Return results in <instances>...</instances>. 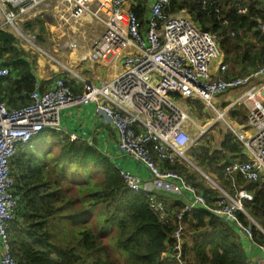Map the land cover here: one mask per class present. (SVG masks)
Listing matches in <instances>:
<instances>
[{
  "label": "built area",
  "instance_id": "obj_1",
  "mask_svg": "<svg viewBox=\"0 0 264 264\" xmlns=\"http://www.w3.org/2000/svg\"><path fill=\"white\" fill-rule=\"evenodd\" d=\"M171 2L153 0L142 20L133 9L135 3L128 0H0V31L15 35L25 51L41 53L66 68L39 46L36 37L24 32V25L36 17L35 12L47 6L58 21L55 52H76V34L81 29L77 24L90 20L101 26L102 32L92 42L85 60L93 64L117 62L121 66L120 74L99 84L80 78L82 93L75 92L71 80L59 77L45 93L37 84L29 105L9 108L0 98V264H20L11 253L8 233L20 205L14 192L12 160L21 146L30 147L32 139L44 131L62 133L65 111L91 105L115 129L121 155L132 158L149 174L145 179L122 170L126 185L145 194L162 220L171 217L162 195L185 200L170 255L177 264H189L183 250V219L199 209L212 212L242 232L253 245L255 226L264 242V228L251 218L244 205L245 201L253 202L254 197L237 187L239 177L250 183L264 182V64L249 70L246 77L227 78L229 67L220 49V33L203 31L186 12L169 15ZM238 2V14L245 15L247 8ZM203 8L208 10V0L203 1ZM221 11L222 7L217 6L215 12ZM258 25L264 33V20L258 19ZM9 75V69H0V80ZM235 90L241 91L237 98L223 99ZM186 102L202 103L243 148L245 160L236 158L224 168V180L231 188L197 169L203 182L219 193L215 206H210L204 193H199L185 176L170 168L190 162L188 152L214 124H208L198 140L192 138L190 127L195 121L180 104ZM235 106L246 108L245 125L229 119L228 112ZM70 139L76 141L77 136L72 134ZM257 246L263 254L258 264H264V244Z\"/></svg>",
  "mask_w": 264,
  "mask_h": 264
},
{
  "label": "trees",
  "instance_id": "obj_2",
  "mask_svg": "<svg viewBox=\"0 0 264 264\" xmlns=\"http://www.w3.org/2000/svg\"><path fill=\"white\" fill-rule=\"evenodd\" d=\"M128 1L135 3L133 9L143 20L153 0ZM203 1L172 0L167 13L187 12L203 31L220 33V49L229 67L227 78L246 77L249 70L262 66L264 33L258 19L264 20L263 1L208 0L207 11ZM237 2L247 8L245 15L238 14ZM217 6L222 7L220 14L215 12ZM55 25L52 16L43 15L27 22L24 32L46 48L56 40ZM36 66L37 57L25 51L15 35L0 31V69L10 71L0 80V98L9 108L31 103L29 96L39 81ZM189 104L202 117L203 104ZM247 114L245 109H235L231 118L245 125ZM198 153L196 161L221 181L229 162L245 160L243 148L231 134L219 149ZM11 168L20 205L8 233L11 253L20 264H177L166 252L175 245L174 232L185 200L169 196L171 217L162 220L145 194L126 185L110 156L84 140L72 141L63 133L44 131L32 139L30 147H20ZM170 168L186 176L204 193L208 204L215 206L216 191L199 183L182 165ZM224 184L231 188L230 183ZM237 187L253 195L254 201H245V208L264 228V182L250 183L239 177ZM183 223V250L189 264H252L240 246V234L212 212L199 209L185 216ZM252 229L256 242L262 244L260 232L255 226Z\"/></svg>",
  "mask_w": 264,
  "mask_h": 264
},
{
  "label": "crops",
  "instance_id": "obj_3",
  "mask_svg": "<svg viewBox=\"0 0 264 264\" xmlns=\"http://www.w3.org/2000/svg\"><path fill=\"white\" fill-rule=\"evenodd\" d=\"M95 26L97 27L98 25L94 24L93 27ZM53 28L52 34L56 37V40L53 43H50L49 46H51L52 48L58 41L57 36L59 35L56 29L53 31ZM68 34L72 35L71 32H68ZM93 35L94 34L89 28H81L76 34V36L78 37L79 49L76 52L71 53V55L68 57L65 56L66 53L63 54V52H61V54H59L61 55L60 58L64 57L66 59L65 61L59 60L54 57L58 62L65 65L66 68H59V66H56L57 64H54V62H52L51 60L48 63L47 61H43L40 57L37 58L35 73L39 78L38 84L42 86L43 90H49L50 88H52L54 85V80L56 78L65 77L67 80H71L75 91H79L78 93H82L83 84L80 81V78L88 82L99 84L102 81L111 80L118 74H120V63L109 62L103 64H93L88 60H85L90 51L92 42L97 38L96 36L91 37ZM43 49L46 50V48ZM53 52H55L54 49ZM55 54L58 53L55 52ZM35 56L37 57V55ZM47 67H50L51 71H47ZM74 68L79 69V72L81 73L85 72L87 76L84 77L81 73L80 75L74 70ZM66 72H68L71 76H69ZM72 77L76 80L72 79ZM236 92H239V94L241 93V91L239 90L231 91L229 94H226L223 99L233 100L234 98H237L239 95L237 96ZM62 133L67 135L68 137H70V135L72 134H75L77 136L76 141L84 140L89 145L95 147L98 151H101L105 155L110 156L115 165L121 171L123 170L130 173H136L145 179L149 178V174L143 167L138 165L132 158L121 155L118 149V136L115 129L109 124L106 118L96 113L95 107L93 105L84 108L69 109L65 111L63 115ZM168 197L169 195H164V198L167 200ZM242 237L245 239L244 236ZM255 248L252 247V253L247 252L252 264H258L263 256V254H261L262 252L260 251L259 253L257 252V254Z\"/></svg>",
  "mask_w": 264,
  "mask_h": 264
},
{
  "label": "rangeland",
  "instance_id": "obj_4",
  "mask_svg": "<svg viewBox=\"0 0 264 264\" xmlns=\"http://www.w3.org/2000/svg\"><path fill=\"white\" fill-rule=\"evenodd\" d=\"M48 8L49 7L45 6V7L41 8V9H39L37 12H35L36 13V17H33L32 19L34 20L37 17L43 16V15L52 16V18L55 20V24H56L55 27L53 28V31H54L55 29L56 30L58 29V25H57L58 21L56 20V18L53 17V15H52L53 11L51 9H48ZM94 24H95V22H92L90 20H84V21H82L81 24H77V25L79 27L83 28V29L85 27L89 28L91 30V32L94 34L91 37H95V36L97 37V36H99L101 34V32H102L101 28L102 27L99 26L98 24H97L98 25L97 27L96 26L93 27ZM67 26H69V25H67ZM46 50L48 51V53L51 56H53V57H55V58H57L59 60H64V61L66 60L64 57L60 58L61 55L55 54V52H53V48L51 46L46 47ZM32 51H35V50H32ZM65 53L68 54V55H66V57L71 55L70 51H67V52L63 51V54H65ZM34 55H37V58L40 57V58H42L43 61H47L48 63L51 60L49 57H46V56L43 57L41 53L40 54L35 53ZM56 66H59V65H56ZM59 68H60V66H59ZM46 70L47 71H49V70L51 71V68L47 67ZM74 70L77 73H79V74L81 73V72H79V69H77V68H74ZM250 71H253V69L250 70ZM61 72H62V70H61ZM66 73L69 76H71L68 72H66ZM81 74L84 77L87 76L85 74V72H83ZM72 79L76 80L73 77H72ZM236 93H237V96H238L239 92H236ZM180 104L183 106L184 109L189 111L191 118L193 119V121H195V125L193 124L190 127V135H191L192 138L194 137L196 140H198L200 138L201 131L205 130L208 124L214 123L212 128H211V130L208 133H206V135L202 139H200L198 142L196 141V144L194 145L193 149L190 152H188L187 157L189 158L190 162H184V164H182V166L184 168H186L189 171L190 174H192V175H194L196 177V179L198 180L199 183H201L205 187L209 188V186L206 183L203 182V180H202V178H201V176H200V174H199L197 169H200V170H203V171H205V170L201 167V165L199 164V161L198 162L196 161L195 157H196V155H199L198 152L201 153L202 151H206V150L214 151L215 149H219L220 148V144L223 141V139H225V137L227 135H229V131L225 128V126L223 125V123L221 121H218L216 119L215 114L212 113V112H208L205 109V107H204V110H203V115L200 113L201 116H202V117H200V115L198 114L196 108H194V107L192 108L190 106V104H188V102L180 103ZM224 107L225 106H223L220 110H222ZM235 109H245L246 110V108L244 106H242V107L235 106L234 109L232 108L228 112V117H229V119L232 122H233V119L231 118V113H232V110H235ZM205 172H207V171H205ZM207 173L211 174L210 172H207ZM218 180H219V182L222 185H225L223 181H221L220 179H218ZM239 242H240V246L242 247V249L244 250L245 253H247V252L252 253L251 244H250V242L247 239H244L242 236H239ZM255 251H256V253L257 252L259 253V251L261 252V250L258 247L255 248Z\"/></svg>",
  "mask_w": 264,
  "mask_h": 264
},
{
  "label": "clouds",
  "instance_id": "obj_5",
  "mask_svg": "<svg viewBox=\"0 0 264 264\" xmlns=\"http://www.w3.org/2000/svg\"><path fill=\"white\" fill-rule=\"evenodd\" d=\"M187 13V12H186ZM188 14V13H187ZM189 15V14H188ZM190 16V15H189ZM224 140V139H223ZM212 174V173H211ZM212 175H215V174H212ZM215 177H216V175H215ZM217 179H219L218 177H216ZM223 181L225 182V183H227L225 180H224V178H223ZM224 186H226V185H224ZM227 187V186H226ZM244 189V188H243ZM247 190V189H246ZM219 194V193H218ZM251 194V193H250ZM252 195V194H251ZM170 196V195H169ZM163 199H164V196L162 195L161 196ZM167 200V199H166ZM250 202V201H249ZM245 203V202H244ZM245 205V204H244ZM248 221V220H247ZM233 228V227H232ZM257 229V228H256ZM234 230H236V229H234ZM239 234H240V236H244L245 237V235L242 233V232H240V231H238V230H236ZM261 234V233H260ZM245 239H247V237H245ZM248 240V239H247ZM249 241V240H248ZM250 242V241H249ZM254 242L256 243V245H253L251 242H250V244H251V246L253 247V248H255V247H258L257 245H261V244H259V242H256V240H254ZM262 244H264V242H263V239H262ZM259 248V247H258ZM171 254H173V248H172V250L171 249H169V250H167V252H166V255H168V256H170ZM185 255V254H184ZM170 257H172V256H170ZM173 258V257H172ZM174 259V258H173ZM175 260V259H174Z\"/></svg>",
  "mask_w": 264,
  "mask_h": 264
}]
</instances>
